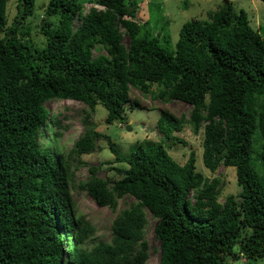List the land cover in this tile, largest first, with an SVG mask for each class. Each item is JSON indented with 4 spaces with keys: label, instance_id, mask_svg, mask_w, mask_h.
<instances>
[{
    "label": "trees",
    "instance_id": "trees-1",
    "mask_svg": "<svg viewBox=\"0 0 264 264\" xmlns=\"http://www.w3.org/2000/svg\"><path fill=\"white\" fill-rule=\"evenodd\" d=\"M9 2L0 0V264H148L146 211L158 221L160 264L263 260L264 39L247 14L225 5L209 21L185 23L170 48L168 35H150L149 18L140 22L143 1L50 0L40 47L27 22L35 0H19L11 24ZM86 4L94 5L88 13ZM153 86L154 99L192 106L190 118L163 110L161 142L141 143L124 157L96 130L92 114L102 103L107 123H124L127 105L139 104L132 89L149 95ZM59 100L81 102L90 112L69 153L58 145L68 128L62 113L50 116L46 107ZM187 122L204 131L203 161L212 173L221 164L236 169L240 191L224 203L220 180L197 172L194 154L181 165L165 150L181 142L175 133ZM102 139L128 168L108 181L98 176L100 167H90L79 186L99 207L116 211L126 196L137 204L115 218L110 242L89 250L96 228L78 215L72 187L85 165L81 156Z\"/></svg>",
    "mask_w": 264,
    "mask_h": 264
},
{
    "label": "rangeland",
    "instance_id": "rangeland-1",
    "mask_svg": "<svg viewBox=\"0 0 264 264\" xmlns=\"http://www.w3.org/2000/svg\"><path fill=\"white\" fill-rule=\"evenodd\" d=\"M86 1V0H81ZM141 3L140 22L143 23L148 18L150 21V35L158 36L164 39L169 37V47L175 48L179 40L180 30L183 25L192 20L209 21L210 14L221 9L223 6L232 4L238 13L244 11L250 21L251 27L259 32L264 39V0H139ZM35 12L28 18L27 22L31 25V39L35 44L42 47L46 39L42 35L41 25L46 16V8L50 0H35ZM19 0H10L8 6L9 23L11 24L18 12ZM94 7L93 4L85 5V13ZM100 8V7H98ZM53 22H57V18H50ZM76 27L80 25V21L76 22ZM128 43V38H126ZM100 53H105L103 50ZM95 52L97 56L100 54ZM153 92H157L156 86L152 87L151 94L143 95L138 89H132V103L139 102L135 107H131V103L127 105L124 111L125 122L109 124L106 122L108 111L102 103H98L94 115L91 120L96 126V130L108 135L116 144L118 150L124 157H130L137 147L146 141L159 143L163 139L162 135L157 131V123L162 117V111L167 110L177 118L184 117L189 120L192 106L173 101L165 104L158 99H154ZM50 116L62 113L60 116L64 124L68 126L62 136L58 138V145L65 153H69L75 143L84 132V121L86 116L90 114L88 107L77 101H52L47 104ZM203 130L195 133L193 125L187 122L181 132H176V137L181 142L173 145H165V150L181 165L185 164L194 154L196 158V170L209 179L220 180L219 201L224 203L230 194H236L240 191L237 184L236 169L225 167L223 164L219 166L216 172L212 173L203 161ZM46 136L42 140L46 143L50 141V133L45 131ZM255 150L261 151L262 140L259 133L255 134ZM80 160L85 165L76 171L75 184L72 187V196L75 201L76 211L78 215L85 217L96 228L94 236L87 242L85 247L93 249L97 245L110 242L112 238V224L115 218L124 210L130 209L137 204L132 196H126L119 200L116 211L106 207H99L91 198L88 192L81 189V183L87 181L90 177V167H100L98 176L108 181H115L122 177L117 171L118 168H126L124 163L116 162V157L110 149L107 140L102 139L97 142L96 149L91 154L81 156ZM258 171H261L259 162H256ZM128 168V167H127ZM192 193V199H193ZM148 225L146 229V239L150 245V258L148 264H160L161 250L159 241L155 236V227L157 220L146 211ZM64 237V236H63ZM63 249L67 250V240L64 239ZM231 264H264L263 260L248 261L241 259L240 262Z\"/></svg>",
    "mask_w": 264,
    "mask_h": 264
},
{
    "label": "built area",
    "instance_id": "built-area-1",
    "mask_svg": "<svg viewBox=\"0 0 264 264\" xmlns=\"http://www.w3.org/2000/svg\"><path fill=\"white\" fill-rule=\"evenodd\" d=\"M97 7V6H96Z\"/></svg>",
    "mask_w": 264,
    "mask_h": 264
},
{
    "label": "clouds",
    "instance_id": "clouds-1",
    "mask_svg": "<svg viewBox=\"0 0 264 264\" xmlns=\"http://www.w3.org/2000/svg\"><path fill=\"white\" fill-rule=\"evenodd\" d=\"M98 7V6H97Z\"/></svg>",
    "mask_w": 264,
    "mask_h": 264
},
{
    "label": "water",
    "instance_id": "water-1",
    "mask_svg": "<svg viewBox=\"0 0 264 264\" xmlns=\"http://www.w3.org/2000/svg\"><path fill=\"white\" fill-rule=\"evenodd\" d=\"M229 5V4H228Z\"/></svg>",
    "mask_w": 264,
    "mask_h": 264
}]
</instances>
